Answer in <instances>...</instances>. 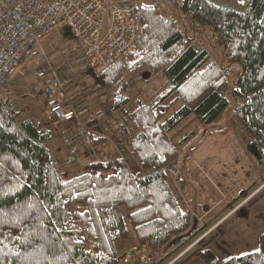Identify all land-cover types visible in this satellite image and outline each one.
<instances>
[{"label":"trees","instance_id":"1","mask_svg":"<svg viewBox=\"0 0 264 264\" xmlns=\"http://www.w3.org/2000/svg\"><path fill=\"white\" fill-rule=\"evenodd\" d=\"M179 2L187 20L215 31L229 60L240 62L242 70L230 90L225 70L160 4L132 2L143 39L98 80L99 91H110L109 112L121 113L117 140L126 144L138 173L123 157L107 156L108 137L91 133L98 157L71 177L50 149L55 132L44 115L30 107L13 112L0 98V264H117V244L130 237L131 228L138 242L152 249L183 243L194 216L180 206L165 168L179 155L173 132L193 117L209 125L231 110L232 120L251 138L249 151L264 168V0L243 7L233 0ZM158 75L168 79L166 87L148 101L132 97L131 78L149 81ZM50 121L59 120L51 115ZM99 124L97 118L86 121L89 128ZM249 190H240L234 201ZM263 196L264 187L249 204ZM259 239L257 250L221 264H264V232ZM209 243L191 257L218 264Z\"/></svg>","mask_w":264,"mask_h":264},{"label":"rangeland","instance_id":"2","mask_svg":"<svg viewBox=\"0 0 264 264\" xmlns=\"http://www.w3.org/2000/svg\"><path fill=\"white\" fill-rule=\"evenodd\" d=\"M137 1L160 4L162 12L166 16L174 17L178 24L193 38L194 42L205 47L210 52L212 58L225 70L230 83L229 89L231 90L235 86V81L242 70L241 63L229 60L225 46L218 39L211 27L189 21L185 18L179 4L180 0H132L133 3ZM239 3L242 7L246 5L243 2ZM76 44L77 40L67 32L65 23L59 21L52 28L51 33L41 41L38 51L42 52V54L37 55L33 53L27 56L0 93L2 102L13 112H19L25 107H30L35 113H42L44 115L46 123L55 128L57 132L54 139L49 143L50 149L61 165L64 162L65 165L63 166L66 169H68L66 165L72 166L69 172L71 176L78 173L77 168L82 166V164L84 166L86 164L85 161L88 162L98 156L91 149V144L84 143V138L76 122L58 121L54 125H51V114L48 112L46 104L39 100L34 85L36 72L40 68V57L45 56L44 60L50 61L54 67L57 66V63H61V65L65 64L70 58L68 56L69 48L72 47L75 52L77 51ZM86 72L92 75L89 69L86 70L83 74L79 75V81L67 82L66 89L69 86V88L76 89L77 93L85 91L86 88L88 90L94 89L98 78L95 76L88 77ZM132 79H130V82ZM135 80L137 81V79ZM162 81V78L158 80L159 89L166 87V84L162 86ZM80 85L82 88L78 87ZM132 88V97H138L139 90L142 89L141 85L137 83L132 85ZM230 90L229 96L232 106L235 99L231 96ZM154 91L156 92V90ZM148 97L150 96L143 99L148 101ZM173 98L174 96L170 97L166 103H169ZM180 105L181 103L177 104L176 108ZM42 114L41 116H43ZM98 115L99 118L97 119L101 123L102 119H105V115L101 112ZM82 123L86 124L85 121H82ZM116 126H118V122H114V118L111 120L106 119L100 126L103 131L110 134V145L106 146L107 150L112 154V156H109L110 158L115 156L121 157L127 152L124 146H118L116 142L117 133H114ZM67 136H76L78 138L77 141L79 143L77 142L76 145L74 143L76 147L83 144L77 147V154L81 158H84L82 159L83 161L67 159L68 162H66L63 160L68 157L71 149L65 139ZM171 137L173 142L178 146L179 155L176 162L165 168L168 184L180 206L192 212L194 222L193 228L187 237L188 239L186 238L185 242L180 243V250H176L171 254L169 253L157 264H169L177 252L183 250L204 231L217 224L219 219L227 216L238 204L243 202L246 196L238 201H234L240 190L248 188L251 191L264 183V168L247 147L251 142V138L243 128L232 120L231 110L225 113L221 121L209 125H204L197 117H193L180 129L174 131ZM132 162H130V166L135 165ZM73 169H76V171H73ZM131 170L132 172L136 171L135 168ZM246 206L245 203L238 212H235L232 217L230 216L225 219L212 233L197 242L173 264H180L186 258H190L189 261L191 260L188 264H203L200 258L191 257V254L204 244L211 242L217 235L214 234L220 233L226 228L227 225L246 209ZM123 211L125 213V209ZM251 237L252 235L249 233L248 239H251ZM137 242L136 235L131 228L130 237L117 244L118 253L122 254ZM250 247H252L251 243H246V219H244L230 228L219 240L215 241L210 246V249L217 256L218 264H221L231 256L246 253V248Z\"/></svg>","mask_w":264,"mask_h":264},{"label":"built area","instance_id":"3","mask_svg":"<svg viewBox=\"0 0 264 264\" xmlns=\"http://www.w3.org/2000/svg\"><path fill=\"white\" fill-rule=\"evenodd\" d=\"M236 1L247 4L251 0ZM59 21L65 23L68 32L77 40L88 69L96 78L116 65L143 39L142 24L132 2L0 0V93L27 56L42 54L38 51L41 41ZM44 59L45 56L39 59L40 68L36 72L34 85L39 100L46 104L48 112L59 121L76 122L84 143L91 144V128L84 125L76 115L68 99L67 82L56 72L51 62ZM68 158L81 160L74 144H71ZM263 187L264 184L248 194L227 216L183 247L169 264L175 263L220 223L247 204ZM179 246L168 248L166 245H158L152 249L147 242H137L120 254L117 264H157L169 253L180 250Z\"/></svg>","mask_w":264,"mask_h":264},{"label":"crops","instance_id":"4","mask_svg":"<svg viewBox=\"0 0 264 264\" xmlns=\"http://www.w3.org/2000/svg\"><path fill=\"white\" fill-rule=\"evenodd\" d=\"M66 29H67V27H66ZM67 32H68V29H67ZM76 48H77L76 52L74 51V49L72 47L69 48L68 56H70V58L68 59L67 63L62 64V65H61V63H57L56 67H54V65H53L56 72L66 82H69V83H70V81H76V80L79 81V79H78V78H80L79 75L83 74L86 70H88L86 60L81 53V50H80L78 43L76 44ZM68 65H70V67H68ZM86 73L88 74V77H94V76L90 75L88 72H86ZM156 77H153V79H151L149 81L137 80L138 81L137 82L135 80L136 78L135 79L133 78L131 80L132 85L139 83L142 87V89L139 90L138 97H141V98H145L147 96L152 97V95L155 93L154 90H156V91H157V89L159 90L158 80L161 78L163 79L162 86L164 84H166V86H167V84H168L167 78H165L163 75H158V78H156ZM84 83H88V82H84ZM95 83H96L95 84L96 86L94 89L88 90V88H86V90L82 91L81 93H77L76 89L69 88V86H68V88L66 89L68 99H69L72 107L74 108L76 115L78 116V118L81 121L86 122L88 119L99 118L98 113H100V112L105 115V119H102L101 123L106 121V119L111 120L112 118H114V122H118V126H116V129L114 130V133L116 134L118 132L119 127H121V125L123 124V118H122V116H120L121 113L119 110H117L113 113L109 112L112 109V103L109 101L110 100V91L108 89H104L103 91H99L101 88V84H100L99 80L97 79ZM78 87L82 88L81 85ZM150 97H148V98H150ZM50 123H51V125L55 124L51 121H50ZM101 123L98 126L91 128L92 133L96 134L97 136H106L109 138L110 134H108L107 132L103 131L100 128ZM46 126L53 129L54 132L57 133L55 128H52L51 126H49L48 123H46ZM65 139L67 140V144H68V146H70V148H71V144L75 143V145H76L77 142L79 143V141H77L78 138L76 136H71V137L67 136V137H65ZM116 142H117L118 146H124L127 149L126 150L127 152L125 153V155H122L121 157H123L127 161L129 166H130V162H132V160H133L132 163H135V165L130 166V168L136 169V171H134L133 174L138 173L141 169L138 166L134 157L129 152L126 144L123 141H119V140H116ZM80 145H83V144H80ZM80 145H77V147ZM107 145L109 146L110 142ZM91 149H93V151L97 155L95 149L93 147ZM106 150H107V148H106ZM107 156L108 157L112 156V154L109 152V150H107ZM67 159H69V158L66 157L63 160L68 162ZM82 159H84V158H81L80 161H83ZM90 159H92V158H90ZM63 165H65L64 162H62V165L60 164L62 171L69 173L70 170L72 169V166L66 165V167L68 168V169H66ZM67 170H69V171H67ZM73 171H76V169H73ZM77 171H78V173L76 175H72V176L70 175V176L73 177V176H77V175L82 174L85 171V165L83 166V164H82V166L77 168ZM257 188H255L254 190L252 189L251 191L248 192V194H251L252 192L257 190ZM254 198H255V196L250 201H252ZM250 201L247 202V204H246L247 205L246 206V214L237 216L220 233H215L214 235H216V234L217 235L211 240L210 244L208 245L209 248L215 241L219 240L223 235H225L230 228H232L238 222L243 221L244 219H246V243H251V246H252L250 248H246V252L257 250L259 248V246H260V239L259 238H260V235L264 232V196L261 199L254 200L255 202L253 204H249ZM219 220H221V219H219ZM260 228H262V229H260ZM214 230H212L210 233H212ZM249 233L252 235L251 239H248ZM190 261H188V263ZM188 263H186V264H188Z\"/></svg>","mask_w":264,"mask_h":264}]
</instances>
